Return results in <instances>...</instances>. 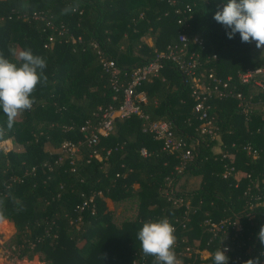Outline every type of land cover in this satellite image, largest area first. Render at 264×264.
<instances>
[{"label":"trees","instance_id":"trees-1","mask_svg":"<svg viewBox=\"0 0 264 264\" xmlns=\"http://www.w3.org/2000/svg\"><path fill=\"white\" fill-rule=\"evenodd\" d=\"M186 5L191 12L178 24L176 10ZM66 7L76 11L62 13ZM219 7L220 0H0V54L18 62L9 49L30 48L47 58V79L33 91L32 108L10 129L0 113V144L8 140L22 148L0 146V218L15 229L16 258L37 255L44 264H156L141 251L136 231L145 220L167 217L181 264H211L210 253L223 241L208 232L205 221L237 218L242 232L228 240L229 264H260L264 206L249 202L243 192L251 187L253 193L256 184L264 195V91L240 84L238 75L264 67V53H258L264 46L241 42L238 34L226 38V29L212 18ZM180 33L188 39L187 57L197 55L195 76L211 86L209 74L227 82L225 91L250 100V113L244 115L233 97L212 98L218 136L201 134L190 81L164 60L157 76L137 88L145 97L140 109L149 122H167L192 158L178 171L179 159L143 131L137 115L115 118L112 131L88 145L81 126L97 124L106 109L122 101L91 43L127 75L168 46H179ZM195 36L200 45L192 42ZM64 141L76 144L74 156L60 151ZM247 145L255 157L245 151ZM228 163L241 173L237 184L221 178ZM188 175L200 177L198 186L177 190ZM169 197L189 205H175ZM108 201H131L135 215L115 225ZM237 254L243 263L233 258Z\"/></svg>","mask_w":264,"mask_h":264},{"label":"built area","instance_id":"built-area-1","mask_svg":"<svg viewBox=\"0 0 264 264\" xmlns=\"http://www.w3.org/2000/svg\"><path fill=\"white\" fill-rule=\"evenodd\" d=\"M160 2H166L173 4L174 0H159ZM191 12V6L186 5L184 8L176 10V13L180 16L177 20L178 24H182L185 17ZM33 19L38 18V14H32ZM52 41V38H49ZM179 46L170 47L168 46L165 52L157 53L153 60L148 63L133 69L129 74H120L118 72L115 62L106 57L101 51L97 44L92 42L91 48L95 52L98 63L101 66L103 72L108 75L110 85L114 92H120L122 95V101L118 108L109 107L102 115L101 119L97 124H92L87 121L81 126L80 131L84 133L85 141L88 145L95 144L99 136H107L112 131V123L115 118H125L131 115H137L142 118L143 131L152 135L154 139L161 140L163 149L168 150L174 154L180 161L178 164V171L182 169L185 162L192 158V152L187 148L186 143L173 135L171 126L164 121L160 122H149L147 116L143 115L140 109V104L145 102V97L142 92H138L137 88L145 81H149L152 77L157 76L159 71L164 65V60H170L175 63L176 67L184 73L189 81L191 87V96L194 99L193 111L197 115L198 120L201 122L199 125V131L201 134L207 135L210 138H216L218 136L217 126L215 122V116L211 113L212 106L210 99L212 98H225L233 97L237 100V106L240 108L244 115H248L252 108V103L248 98H245L241 92H231L226 90L227 82H221L216 80L211 74L208 78L213 81V85L203 83L200 78L195 76L196 67V54L188 53V39L185 33L178 35ZM193 43L201 44V39L197 36L193 37ZM187 57V59H185ZM240 84H252L257 89L264 91V67L248 68L238 75ZM116 96H113L115 99ZM261 111L264 117V104L261 106ZM60 151L69 155L74 156L77 152V146L75 143L70 141H64L60 146ZM245 151L255 157V151H252L249 145L244 147ZM142 155L146 152L144 149L140 150ZM220 153L223 158H227L228 154H225L223 149H220ZM241 173L236 171L233 165L230 163L225 164V169L221 174V178L226 180L232 178L237 184ZM260 180L264 183V170L260 175ZM255 191L251 193V187H247L244 190V195H247L249 202L255 203L259 206H264V195L262 190L254 185ZM167 193H165L166 195ZM175 205H184L188 207L189 202H184L182 198H170ZM208 232L216 238H219L223 242L220 248L223 249L225 245L228 247L226 255L228 256V264L230 261V252L232 251L231 245L228 240H233L238 234L242 232V227L238 222L237 218H224L218 221H212L207 219L205 221ZM232 243V242H230ZM188 250V249H187ZM208 254L202 252V255ZM205 256V257H206ZM233 258L240 263H243V255L237 254ZM260 264H264V252Z\"/></svg>","mask_w":264,"mask_h":264},{"label":"clouds","instance_id":"clouds-1","mask_svg":"<svg viewBox=\"0 0 264 264\" xmlns=\"http://www.w3.org/2000/svg\"><path fill=\"white\" fill-rule=\"evenodd\" d=\"M63 12L76 11L75 7L64 8ZM212 18L226 29L228 39L238 34L241 42H254L257 48L264 46V0H220V7ZM9 53L18 62L0 54V113L5 116V125L12 128L16 118L34 103L35 88L46 79L47 58L36 54L30 48ZM264 229L262 226L261 230ZM175 230L167 217L145 220L136 231L144 255L152 256L156 264H181L173 245ZM227 245L217 247L210 253L211 264H228Z\"/></svg>","mask_w":264,"mask_h":264},{"label":"rangeland","instance_id":"rangeland-1","mask_svg":"<svg viewBox=\"0 0 264 264\" xmlns=\"http://www.w3.org/2000/svg\"><path fill=\"white\" fill-rule=\"evenodd\" d=\"M259 56L263 55L264 51H261ZM0 146L5 150L14 148L16 151L22 150L20 146L13 145L10 141L6 140L1 142ZM46 148L50 151H55L50 145H46ZM200 182L199 176L188 175L180 180L177 184L176 189L180 190L185 186L191 188L198 186ZM108 208L112 212V221L115 225H120V223L125 219H132L135 215V206L131 201H124L121 203H111L107 202ZM15 229L11 222L6 219L0 218V264H44L41 262L37 255H34L30 260L25 258L18 259L14 255V247L11 243ZM206 254H203L205 257Z\"/></svg>","mask_w":264,"mask_h":264},{"label":"crops","instance_id":"crops-1","mask_svg":"<svg viewBox=\"0 0 264 264\" xmlns=\"http://www.w3.org/2000/svg\"><path fill=\"white\" fill-rule=\"evenodd\" d=\"M148 43H150L149 39L146 40Z\"/></svg>","mask_w":264,"mask_h":264}]
</instances>
